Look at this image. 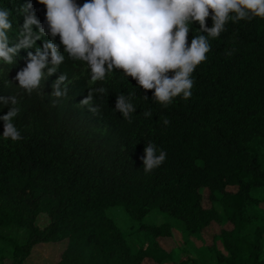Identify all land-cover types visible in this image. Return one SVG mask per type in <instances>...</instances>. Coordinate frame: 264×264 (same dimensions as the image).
Here are the masks:
<instances>
[{
  "label": "trees",
  "instance_id": "16d2710c",
  "mask_svg": "<svg viewBox=\"0 0 264 264\" xmlns=\"http://www.w3.org/2000/svg\"><path fill=\"white\" fill-rule=\"evenodd\" d=\"M0 8L11 11L10 46L19 42L28 15L47 31L46 7L39 0H0ZM206 22L212 26L211 16ZM199 27L192 25L188 44ZM225 27L210 39L207 60L192 73L191 97H177L166 107L153 100V90L121 71L103 81L75 78L88 65L67 53L40 89L26 93L16 74L26 67L28 52L43 48L49 35L20 49L13 65L0 59V97L16 96L20 112L13 123L22 136L4 139L0 119V227L27 229L23 242L0 235V264H25L35 245L63 241L61 250L48 253L53 264H143L147 257L160 263L171 252L155 238L170 235V226L142 224L153 209L180 221L184 234L202 236L216 224L218 232L204 242L214 264H264V19L229 21ZM55 40L60 43L59 35ZM61 73L68 93L56 98L51 85ZM101 87L103 93L93 91L96 114L78 106L88 90ZM121 93H135L130 121L115 110ZM11 107L0 102V117ZM147 110L151 117L144 115ZM149 142L166 159L145 173ZM116 205L148 231L150 245L132 249L107 213ZM39 216L47 218L42 226Z\"/></svg>",
  "mask_w": 264,
  "mask_h": 264
},
{
  "label": "clouds",
  "instance_id": "9594fccd",
  "mask_svg": "<svg viewBox=\"0 0 264 264\" xmlns=\"http://www.w3.org/2000/svg\"><path fill=\"white\" fill-rule=\"evenodd\" d=\"M39 3L46 7L47 31L34 15H28L18 33L19 42L13 46L9 45L7 35L12 27L11 11L0 8V59L4 63L15 64L20 49L32 48L45 35L51 37L43 48L37 46L35 53L28 52L26 67L16 74L18 86L26 93L40 89L41 84L58 71L65 60L63 53H67L70 59L88 65L93 82L105 80L113 71H121L144 90H153V100L165 107L177 97L184 100L191 97L192 73L207 60L210 39L219 38L229 21L264 19V0H85L82 5L77 0H39ZM209 16L211 27L206 22ZM194 23L199 24V33L188 44L187 37ZM33 25H37L39 31H33ZM57 35L59 44L55 40ZM66 81V74L61 73L52 82L50 95L66 97ZM93 91L103 93L105 90L103 87L88 90V95L79 103L96 114L99 106L92 104ZM134 95L121 93L116 99L115 110L129 121L130 114L136 110L130 102ZM0 102L12 105L0 117L4 121L2 137L21 140L13 123L20 112L15 107L16 96L0 97ZM144 115L151 117V110ZM164 123H168L167 119ZM144 153L145 173L159 167L166 159V153L160 150L157 154L151 142L146 144Z\"/></svg>",
  "mask_w": 264,
  "mask_h": 264
},
{
  "label": "rangeland",
  "instance_id": "374dc122",
  "mask_svg": "<svg viewBox=\"0 0 264 264\" xmlns=\"http://www.w3.org/2000/svg\"><path fill=\"white\" fill-rule=\"evenodd\" d=\"M90 75V70L88 66H86L85 68L78 69L75 78H80L82 76H88V78H90ZM78 106L83 107L84 105L78 103ZM217 209L221 212L219 206H217ZM107 213L118 224L132 249L135 250L152 243V238L148 231L138 228L139 224L134 221L129 212L124 210L121 206L116 205L110 208ZM46 221L47 218L43 216H39L36 219V223L40 226L44 225ZM163 223H168L170 226V235L158 236L155 239L159 247L171 252V256L160 263H156L152 258L147 257L143 260V264H178L182 260H187L188 264H214V257L206 250L204 242H210L211 236L218 232L219 228L216 224H212L203 232L202 236H198L195 234H184L180 221L168 217L157 209L151 210L142 221L144 225L154 226ZM26 231V228H18L13 225L0 227V235L11 237L16 242L24 241ZM64 245V241L57 244L48 243L35 245L33 248L34 252L28 256L25 264H53L46 259L49 255L48 253L59 251ZM220 250L225 253L222 248H220ZM57 253L59 254V252ZM50 259L53 260L52 257Z\"/></svg>",
  "mask_w": 264,
  "mask_h": 264
}]
</instances>
